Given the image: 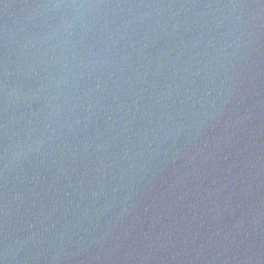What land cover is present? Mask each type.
I'll list each match as a JSON object with an SVG mask.
<instances>
[{"label": "water", "instance_id": "water-1", "mask_svg": "<svg viewBox=\"0 0 264 264\" xmlns=\"http://www.w3.org/2000/svg\"><path fill=\"white\" fill-rule=\"evenodd\" d=\"M0 264H264V0H0Z\"/></svg>", "mask_w": 264, "mask_h": 264}]
</instances>
